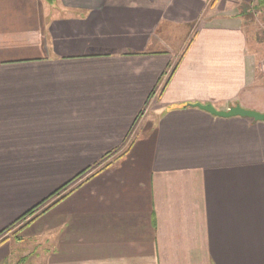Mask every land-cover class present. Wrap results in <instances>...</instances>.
Returning a JSON list of instances; mask_svg holds the SVG:
<instances>
[{"label": "crops", "instance_id": "0c3cea01", "mask_svg": "<svg viewBox=\"0 0 264 264\" xmlns=\"http://www.w3.org/2000/svg\"><path fill=\"white\" fill-rule=\"evenodd\" d=\"M246 6L0 0V264H264Z\"/></svg>", "mask_w": 264, "mask_h": 264}, {"label": "rangeland", "instance_id": "374dc122", "mask_svg": "<svg viewBox=\"0 0 264 264\" xmlns=\"http://www.w3.org/2000/svg\"><path fill=\"white\" fill-rule=\"evenodd\" d=\"M245 19L249 22L252 41L256 40L257 42V52L260 60L258 69L264 70V10H259V8H254L250 6L245 7ZM109 163V159L107 161ZM106 167V163L97 165L94 169H101ZM83 176V175H82Z\"/></svg>", "mask_w": 264, "mask_h": 264}, {"label": "water", "instance_id": "95a60500", "mask_svg": "<svg viewBox=\"0 0 264 264\" xmlns=\"http://www.w3.org/2000/svg\"><path fill=\"white\" fill-rule=\"evenodd\" d=\"M195 106L200 108L201 110L209 112L212 115L220 117V118L241 117V118L252 119L256 122H264V114H260L255 111L246 110L240 106L233 107L228 112L217 111L214 107L210 105L203 106V105L198 104Z\"/></svg>", "mask_w": 264, "mask_h": 264}, {"label": "trees", "instance_id": "16d2710c", "mask_svg": "<svg viewBox=\"0 0 264 264\" xmlns=\"http://www.w3.org/2000/svg\"><path fill=\"white\" fill-rule=\"evenodd\" d=\"M82 175H83V173H82L78 178H80ZM78 178H77V179H78ZM35 210H36V209H33V210L30 211L27 215H31V214H33V213L35 212Z\"/></svg>", "mask_w": 264, "mask_h": 264}, {"label": "built area", "instance_id": "2783aa9c", "mask_svg": "<svg viewBox=\"0 0 264 264\" xmlns=\"http://www.w3.org/2000/svg\"><path fill=\"white\" fill-rule=\"evenodd\" d=\"M263 72H264V70H263Z\"/></svg>", "mask_w": 264, "mask_h": 264}]
</instances>
